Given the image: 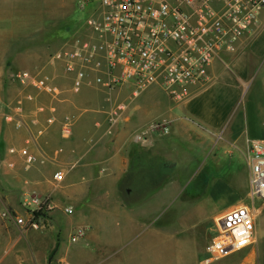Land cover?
<instances>
[{
    "label": "crops",
    "instance_id": "obj_1",
    "mask_svg": "<svg viewBox=\"0 0 264 264\" xmlns=\"http://www.w3.org/2000/svg\"><path fill=\"white\" fill-rule=\"evenodd\" d=\"M66 2L0 0V142L11 186L5 200L0 198L1 205L8 204L19 213L28 199L25 194L37 192L51 196L56 206L47 229L25 232L23 239L12 242L11 254L6 250L1 262L57 264L66 256L70 264L163 263L165 231L158 221L174 186L168 185L172 175L163 179L165 158L184 159L185 150L208 148L215 152L212 158L217 166L219 153L238 151L246 155L249 167V143L258 139L248 136L250 126H244L243 119L251 116L254 127L258 120L264 121V12L260 30L236 54L225 55L230 69L216 61L210 70L211 82L186 101L166 99L159 86L134 95L133 85L126 84L114 92L115 103L110 104L102 88L84 87L74 93L71 77L59 64L48 62V13L65 7ZM22 71L53 77L61 90L58 99L14 82L12 74ZM245 88L246 102L241 103ZM28 94L32 99L25 97ZM137 99L141 104L135 103ZM119 104L124 110L118 122L110 124L102 107L113 109ZM6 115L15 121H6ZM69 115L76 121L66 137L63 123ZM16 121L22 123L20 128ZM11 148H27L41 162L26 172L22 157L10 154ZM6 161H13L16 170L8 169ZM58 171H64L66 178L56 186L53 176ZM219 183L218 178L212 181L209 198L213 201ZM231 183L228 189L235 192V182ZM67 207L73 208V214L64 212ZM261 218L264 224V215ZM6 224L0 225V232L6 231L10 223ZM78 227L86 228V236L72 243L71 235ZM68 233L75 244L70 252L64 240ZM257 251L252 264H264V242ZM198 261L208 264L206 259Z\"/></svg>",
    "mask_w": 264,
    "mask_h": 264
},
{
    "label": "built area",
    "instance_id": "obj_2",
    "mask_svg": "<svg viewBox=\"0 0 264 264\" xmlns=\"http://www.w3.org/2000/svg\"><path fill=\"white\" fill-rule=\"evenodd\" d=\"M91 2L94 0H83V4ZM263 12L264 0H99L84 29L51 55L49 63L59 64L71 77L74 93L84 87L102 88L110 104L115 103L114 92L126 84L133 85L134 95L159 86L172 101L181 103L211 82L210 70L216 61L230 69L225 55L236 54L260 30ZM11 77L56 99L61 94L50 75L22 71ZM25 97L32 99L29 94ZM18 103L22 105V101ZM102 108L110 124H116L124 110L121 104ZM5 119L15 121L12 115ZM75 121V116L65 117L66 137ZM15 125L20 128L22 123L16 121ZM9 153L22 157L26 172L41 162L27 148H11ZM249 153L250 204L240 203L215 217L206 246L208 264L248 249L257 241L256 218L264 210V144L251 141ZM6 167L16 170L13 161H6ZM65 178L64 171L56 172L55 185H61ZM25 195L28 199L21 205L23 212L5 210L2 217L24 232L47 229L56 209L52 197L37 192ZM64 212L71 215L74 210L67 207ZM85 236L86 228L78 227L71 242L78 243Z\"/></svg>",
    "mask_w": 264,
    "mask_h": 264
},
{
    "label": "rangeland",
    "instance_id": "obj_3",
    "mask_svg": "<svg viewBox=\"0 0 264 264\" xmlns=\"http://www.w3.org/2000/svg\"><path fill=\"white\" fill-rule=\"evenodd\" d=\"M98 2L99 0H94V2L89 4H83V0H67L65 7L62 5L63 7L61 8L50 9L48 13V31H52L53 34L50 31L48 32V62L51 55L60 50L65 43L75 40V33L84 29L95 3L98 4ZM159 92L163 97L169 99L161 87H159ZM247 92L248 89L245 88L244 98L241 103L243 101L246 102L245 95ZM135 103L141 104L140 99H137ZM144 106L143 109L151 111L149 105ZM240 120L242 121V119ZM257 122V127H254V120L251 119V116L250 118L243 119L244 126H248V124L250 126L248 136L257 138L258 141L264 144V121L258 120ZM176 141L178 142L176 143L177 145L181 143L178 140ZM2 146L0 142V198L5 200L6 191L11 186L6 179L5 171L7 169L2 163L4 160L3 155L5 154ZM182 148H184L183 145L180 146V149ZM185 151L184 159H182V156L179 159L172 155L174 160L169 161L176 162L177 166L169 179L170 182H168V185L174 183L173 197L166 201L167 204L158 221L159 226H164V239L166 243L164 249L165 260L160 264H200L198 259L209 257L206 246L210 234L213 232L214 219L217 216V214H214V211L218 212L236 200L243 199L241 203L250 204L248 199L250 171L245 154L238 151L233 155L219 153L218 165L214 166L215 162L212 158V155L215 153L214 151L210 152L208 148ZM217 152H219V149L216 150ZM179 176H181L180 179ZM216 178L220 179L219 194L216 200L213 201L209 198V193L212 181ZM194 179L196 180L194 181ZM231 182H235V192H231L228 189ZM1 204L0 201V225L3 226V224L8 223L2 217V213L5 210H9L12 213L18 212L8 204L6 208ZM256 207L259 208L260 204ZM18 211L19 213L22 212V210ZM137 215L135 214L134 217ZM263 215L264 213L256 218L257 241L251 247L237 252L230 257L216 260L211 264H252L253 256L259 255L257 250L264 242V224L261 223ZM152 225L155 226L157 223L154 222ZM24 233L14 223H10L5 232H0V258L6 250H9V252L12 250L13 241L23 239ZM64 240L65 248L67 246V251L70 252V248L74 247L75 244L70 243L69 233L65 234ZM132 248L134 249V245ZM253 252L256 253L253 254ZM137 257L138 255H135L134 258ZM1 260L0 264H4ZM69 262V258L65 256L57 264H70Z\"/></svg>",
    "mask_w": 264,
    "mask_h": 264
},
{
    "label": "water",
    "instance_id": "obj_4",
    "mask_svg": "<svg viewBox=\"0 0 264 264\" xmlns=\"http://www.w3.org/2000/svg\"><path fill=\"white\" fill-rule=\"evenodd\" d=\"M165 165L163 168V179L167 180V178L175 172L177 163L176 162H167Z\"/></svg>",
    "mask_w": 264,
    "mask_h": 264
},
{
    "label": "flooded vegetation",
    "instance_id": "obj_5",
    "mask_svg": "<svg viewBox=\"0 0 264 264\" xmlns=\"http://www.w3.org/2000/svg\"><path fill=\"white\" fill-rule=\"evenodd\" d=\"M174 160V158L173 157H166L165 158V161L163 162V165H165L167 162H169V161H173ZM166 166V165H165ZM159 173H161L160 171H159ZM196 179H194V181H195ZM193 181V182H194Z\"/></svg>",
    "mask_w": 264,
    "mask_h": 264
}]
</instances>
